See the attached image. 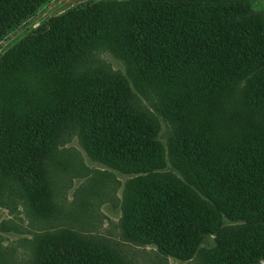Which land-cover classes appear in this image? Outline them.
Segmentation results:
<instances>
[{
	"label": "trees",
	"instance_id": "obj_1",
	"mask_svg": "<svg viewBox=\"0 0 264 264\" xmlns=\"http://www.w3.org/2000/svg\"><path fill=\"white\" fill-rule=\"evenodd\" d=\"M48 1L0 0V39ZM135 92L161 104L173 142ZM74 127L93 159L130 176L126 237L185 262L213 235L209 264H264V24L250 4L106 0L50 19L0 59V170L37 202L24 170L41 172ZM74 239L46 244L39 264H125Z\"/></svg>",
	"mask_w": 264,
	"mask_h": 264
},
{
	"label": "rangeland",
	"instance_id": "obj_2",
	"mask_svg": "<svg viewBox=\"0 0 264 264\" xmlns=\"http://www.w3.org/2000/svg\"><path fill=\"white\" fill-rule=\"evenodd\" d=\"M102 1L106 0H49L33 17L0 39V59L50 19ZM241 1L250 4L264 24V0ZM95 55L114 71L127 73L110 51L98 50ZM135 93L136 107L150 112L158 120L162 141L166 144L173 142L177 126L167 121L161 104L142 93ZM150 100L155 102V107ZM54 147L52 157L43 158L41 172L36 168L24 170L33 178V192L39 190L37 202L36 196L27 195L16 178L0 170V264H39L41 249L65 236L107 246L119 253L125 264H209L208 251L216 245L213 235L205 239L202 245L205 251L201 255L185 262L126 237L122 227L124 187L130 176L97 162V157L93 159L82 142L79 128L74 127L67 134L59 135ZM36 172L40 178L46 176L49 187H36L39 178ZM224 219L226 224H238L227 217Z\"/></svg>",
	"mask_w": 264,
	"mask_h": 264
}]
</instances>
